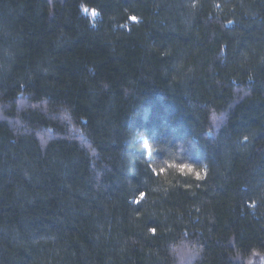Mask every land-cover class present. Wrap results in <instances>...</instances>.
Masks as SVG:
<instances>
[{"label":"trees","instance_id":"trees-1","mask_svg":"<svg viewBox=\"0 0 264 264\" xmlns=\"http://www.w3.org/2000/svg\"><path fill=\"white\" fill-rule=\"evenodd\" d=\"M258 255L264 0H0V264Z\"/></svg>","mask_w":264,"mask_h":264},{"label":"rangeland","instance_id":"rangeland-1","mask_svg":"<svg viewBox=\"0 0 264 264\" xmlns=\"http://www.w3.org/2000/svg\"><path fill=\"white\" fill-rule=\"evenodd\" d=\"M83 13L87 15L92 21L96 20L97 18V13L93 10L84 9ZM186 249L187 250L182 249L180 252V254H182V256H184L185 259L191 254V251L187 247ZM248 264H264V255H260V256L258 255L252 257V259L249 261Z\"/></svg>","mask_w":264,"mask_h":264}]
</instances>
